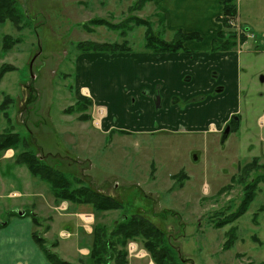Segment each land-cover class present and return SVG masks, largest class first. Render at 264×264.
<instances>
[{
  "label": "rangeland",
  "instance_id": "374dc122",
  "mask_svg": "<svg viewBox=\"0 0 264 264\" xmlns=\"http://www.w3.org/2000/svg\"><path fill=\"white\" fill-rule=\"evenodd\" d=\"M139 1L15 0L24 15L23 27L18 31L9 20L0 24V46L4 35L19 41L6 53L0 49V55H6L4 64L11 62L15 67L0 84L3 96L12 98L7 112L13 131L26 137L28 148L47 164L120 201L123 208L115 210L108 222L122 214H139L158 225L178 256L187 261L183 264H264V0H237L241 21L238 15L228 19L253 36L234 49L240 63L238 92L234 99L226 91L227 103L218 112H237L240 121L223 140L224 122L213 126L214 130L183 125L158 129L160 109L133 114L150 123V129L109 132L104 121L115 116L95 108L89 99H77L82 82L77 63L82 54L92 57V52L77 47L78 42L121 43L125 39L130 50L143 51L146 28L135 25V18L149 20L153 32L164 40L172 38L171 32L164 33L153 0L141 7ZM96 18L116 28L91 24ZM110 65L99 69L108 73ZM23 82L31 86L30 109L27 105L16 109L14 100L21 95ZM221 94L215 88L209 96ZM79 101L85 102L77 105ZM71 105L72 110L63 112ZM84 114L89 118L83 120ZM216 117L211 120L216 122ZM8 170L4 162L0 172ZM16 170L17 179H11L15 189L23 194L30 179L34 187L31 195L12 201L45 204L43 196L35 195L38 190L49 201L47 183L32 176L24 165H17ZM248 190L254 198L235 217ZM3 208L1 202L0 220ZM103 217L97 224L109 227ZM135 242L143 248L140 240ZM148 261V256L143 258V264Z\"/></svg>",
  "mask_w": 264,
  "mask_h": 264
},
{
  "label": "crops",
  "instance_id": "0c3cea01",
  "mask_svg": "<svg viewBox=\"0 0 264 264\" xmlns=\"http://www.w3.org/2000/svg\"><path fill=\"white\" fill-rule=\"evenodd\" d=\"M220 1L153 0L154 11L164 15V33L197 32L201 40H189L184 44L185 50L167 53H153L144 49L108 54L92 52V57L88 58L82 54L77 63L78 77L82 81L77 99H89L95 108L101 107L112 118L115 116L114 120L104 121V128L110 131L150 129V123L135 119L133 114H152L154 109H160L158 129L174 130L183 125L186 129L203 130L212 123L221 125L233 113L226 111L220 115L218 110L227 103L226 91L230 90L233 98H236L240 63L238 51L212 49V43L220 40L217 38L222 27L217 21L222 11ZM237 12L240 19L238 9ZM167 37V40L171 39ZM5 59L6 55H0V66L6 63ZM103 65H110V72L103 73L99 69ZM218 84L223 85L219 91L223 94L211 98L209 94ZM29 86L21 83V95L14 100L16 109L27 105L30 94L33 98L28 91ZM2 96L0 91V102ZM28 107L25 108L30 109ZM215 115L216 122L211 120ZM5 122L0 111V132L5 129ZM13 153L12 149H7L0 157V171L4 162L10 167L7 174L0 172V205L3 202L4 207V217L0 220V264H50L32 237L35 230L42 231L43 237L53 245L52 249L65 261L90 264L88 255L93 228L102 216L106 226L115 225L116 219L107 221L115 210L94 214L89 205L56 202L49 187L46 189L49 191V201L42 190L34 192L38 197L43 196L45 204L12 201L31 195V186L34 187L30 179L25 183L23 194L15 189L11 179H17L18 164L13 162ZM22 204L41 219V226H35L29 215L16 213L17 210L24 212ZM12 211L16 214H12ZM144 253L127 255L128 264H143V258L147 256V264H154L149 254Z\"/></svg>",
  "mask_w": 264,
  "mask_h": 264
},
{
  "label": "trees",
  "instance_id": "16d2710c",
  "mask_svg": "<svg viewBox=\"0 0 264 264\" xmlns=\"http://www.w3.org/2000/svg\"><path fill=\"white\" fill-rule=\"evenodd\" d=\"M146 1L148 0H140V7ZM220 4L222 11L221 15L217 18L222 24V29L217 35L220 38L222 37L223 41H215L212 43V49H231L236 45V34L230 28L228 19L238 14L236 0H221ZM23 16L15 0H0V24L9 20L14 27L20 31L23 27ZM159 20L164 30V15L161 13ZM90 23L93 25H107L111 28H116L115 25L109 24L107 21L99 18L92 19ZM135 25L144 26L146 28L144 34V49L153 53L185 50L184 44L187 41L201 40V36L197 32L185 33L176 31L173 33L172 38L166 41L158 33L155 34L153 32L149 20L135 18ZM125 34L126 33L123 32V35ZM243 40L244 38H241V41ZM18 42V39L13 38L11 35H4L1 41V49L4 52L8 51ZM77 47L82 52L116 53L130 51V47L127 46V40L125 39L121 43L78 42ZM14 68L15 67L10 64H2L0 66V80L6 72ZM11 102L12 98L8 95H4L0 102V111L6 121L5 129L0 132V157L7 149H12L14 151L13 162L18 165H24L32 176L47 183L56 202L68 201L77 205H89L94 214L123 208V204L113 196L103 194L101 191L82 183L79 184L76 179H71L60 170L47 164L42 157L40 158V156L37 155V152L31 151L28 148L29 144L26 137L13 131L10 117L7 112V108ZM84 102L85 101H79L77 105H81ZM88 102L89 101L86 103L90 105V102ZM72 108L73 105L66 107L63 112H69ZM88 118V115H83V120ZM233 127H238V123H233ZM119 131L126 132L124 130ZM253 198L254 195L252 190H248L244 193L243 200L237 206L238 213L235 217L246 211ZM12 214L16 213L12 211ZM25 215L31 217L35 226H41L42 221L36 214L25 211ZM121 216L122 217H120L113 226L105 227L104 225L98 224L94 226L92 232V246L88 255L90 264H128L126 246L129 241L135 240L141 241L143 248L147 251L154 264H183L187 262L178 256L177 251L170 244L169 239H165L158 225L139 214H122ZM231 219L232 218H230V220ZM32 237L50 264H74L62 259L58 253L52 249L53 245L47 242L41 230L40 232L33 231ZM231 240L232 237L228 236L227 243H230Z\"/></svg>",
  "mask_w": 264,
  "mask_h": 264
},
{
  "label": "flooded vegetation",
  "instance_id": "af4514ba",
  "mask_svg": "<svg viewBox=\"0 0 264 264\" xmlns=\"http://www.w3.org/2000/svg\"><path fill=\"white\" fill-rule=\"evenodd\" d=\"M231 28V27H230ZM234 29H235V27H233ZM222 29V28H221ZM234 29H232L234 32H235V34H236V45H235V47H233V48H231V49H216V50H219V51H227V50H234V49H236L237 48V45L240 43H243L244 41H246V39L250 36V35H248V33H247V30H246V28H243L242 27V29H240V27H239V30L237 29V30H234ZM218 34V33H217ZM253 36V35H252ZM252 36H250V37H252ZM217 38L218 39H220L219 41H223V38L221 37H218V35H217ZM241 38H244V40L243 41H241ZM218 41V42H219ZM215 50V49H214ZM218 88V92L219 91H221V89H222V87H217ZM216 88V89H217ZM235 118H237V119H235ZM239 121H240V117H238V115H237V112H234V113H232L231 115H230V117L224 122V125H223V127H224V129H225V127L226 126H229L230 127V130H229V132H231L232 131V127H233V123H238V125H239ZM213 126H216L214 123H212V124H210L209 125V130H214V129H212L213 128ZM210 127H211V129H210ZM216 129V128H215ZM224 129H223V131H224ZM217 130V129H216ZM223 131H222V133H223Z\"/></svg>",
  "mask_w": 264,
  "mask_h": 264
},
{
  "label": "built area",
  "instance_id": "2783aa9c",
  "mask_svg": "<svg viewBox=\"0 0 264 264\" xmlns=\"http://www.w3.org/2000/svg\"><path fill=\"white\" fill-rule=\"evenodd\" d=\"M234 22H236V21H229V24L231 25V26H234V27H236L238 30H239V25L238 24H234ZM127 250H128V253L129 254H132L133 253V255L135 254V255H140L141 254V251L140 250H138V247H137V245L134 243V242H129L128 243V246H127Z\"/></svg>",
  "mask_w": 264,
  "mask_h": 264
},
{
  "label": "water",
  "instance_id": "95a60500",
  "mask_svg": "<svg viewBox=\"0 0 264 264\" xmlns=\"http://www.w3.org/2000/svg\"><path fill=\"white\" fill-rule=\"evenodd\" d=\"M32 77H33V74H32ZM235 119H237V118H235ZM229 130H230V127L229 126H226L225 129H224V131H223V133H222V140H223V138H225L228 135ZM16 213L18 215H23L24 214V212L21 211V210H17Z\"/></svg>",
  "mask_w": 264,
  "mask_h": 264
}]
</instances>
